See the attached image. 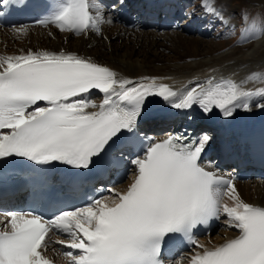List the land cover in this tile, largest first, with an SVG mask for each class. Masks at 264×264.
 <instances>
[{
    "label": "snow or ice",
    "instance_id": "obj_1",
    "mask_svg": "<svg viewBox=\"0 0 264 264\" xmlns=\"http://www.w3.org/2000/svg\"><path fill=\"white\" fill-rule=\"evenodd\" d=\"M103 21L97 0H58L37 23L81 34L99 33ZM250 30L264 33V24L254 22ZM132 84L74 52L0 54V158L87 169L114 139L134 133L151 95L176 108L199 104L204 113L216 108L226 117L237 108L249 109L251 97L264 96V87L247 90L232 80L209 79L184 92L164 83ZM92 89L103 93L101 103L81 98ZM182 139L170 135L149 143L143 156L131 161L136 171L126 191L111 198L51 218L34 212L0 215V264H54L46 254L53 232L70 237L55 243L78 250L63 253L68 264H163L162 244L173 234L202 249L188 264H264V207L243 201L231 179L200 165L206 134L198 143ZM221 214L239 234L213 247L199 243L193 230Z\"/></svg>",
    "mask_w": 264,
    "mask_h": 264
},
{
    "label": "bare ground",
    "instance_id": "obj_2",
    "mask_svg": "<svg viewBox=\"0 0 264 264\" xmlns=\"http://www.w3.org/2000/svg\"><path fill=\"white\" fill-rule=\"evenodd\" d=\"M156 1L167 3L169 0ZM205 3L210 2L203 0V4ZM213 6V10L221 8L218 0H213L209 8ZM200 8L199 6L198 9ZM222 10L221 12L225 14L224 7ZM167 16L172 17L170 13ZM254 22L259 25L257 21L248 20L247 15L244 25L241 27V34L230 44L229 41L210 43L212 41L210 39L204 41L201 37L195 35L190 37L181 33L184 29L186 33L192 31L193 25L185 26L182 31L171 29L164 34L163 32L154 33L149 29L128 30L115 24L104 26L100 33L91 32L87 35L84 33L66 34L51 28L52 26L44 28L25 26L21 32H16V34L0 29V54H20L29 49L74 52L111 66L118 78L132 81V86L141 82L164 83L174 90L184 92L195 87L197 83L202 84L209 79L220 80L219 78L222 77L235 81L244 89L255 90L264 87V33L257 31L254 34L250 30V26ZM260 24H264V20ZM161 27L168 29L166 26ZM27 29L30 31L28 32ZM32 30L37 32L33 34ZM22 34L26 35L25 38L18 41ZM28 38L30 41L26 40ZM159 39H162L164 43ZM167 42L169 45L166 44ZM253 74L259 78L249 79ZM152 77L156 79L154 81L144 80V78ZM81 98L99 104L104 95L101 92H96L94 96L86 93ZM249 105V109L237 108L231 116L227 117L218 110L213 119L215 131L223 130L224 133L228 132L231 135L237 132L243 136L256 131L264 123V108L259 107V105H264V96L251 97ZM183 109L173 107L164 99L160 100L159 103L148 107L141 114L135 129L145 130L144 121L154 118L162 119L157 122H164V119ZM208 137V143L213 142V136ZM122 138L123 135L114 139L111 144L117 146ZM233 184L243 201L264 204V185L262 183L236 181ZM114 187L121 191L126 187V182H118ZM111 197L113 195L109 196V198ZM224 199L231 203L227 196ZM227 219L228 217H226V221ZM237 232V229L225 224L219 227L218 232H213L208 237H202L203 241L201 242L205 245L218 243ZM64 252L65 250L54 242L49 243L47 253L52 254L60 263L68 264V258L63 255ZM189 254L192 255L193 252Z\"/></svg>",
    "mask_w": 264,
    "mask_h": 264
},
{
    "label": "rangeland",
    "instance_id": "obj_3",
    "mask_svg": "<svg viewBox=\"0 0 264 264\" xmlns=\"http://www.w3.org/2000/svg\"><path fill=\"white\" fill-rule=\"evenodd\" d=\"M223 2H225L224 3V6L225 7H227V8H229V9H225V13H227V12H229V15H230V18H231V20H236V19H238V18H240L241 20H242V17H241V15H242V11L243 10H245V11H247V13H249L250 14V16L254 19V17H255V19H260V17L262 18L263 16H264V0H224ZM221 27V26H220ZM144 30H148V29H144ZM149 30H152V29H149ZM152 31H154V33L156 32V33H159V32H162V31H158V30H156V29H153ZM16 32L17 31H11L10 33H15L16 34ZM33 32V34L34 33H36L37 31L36 30H32L31 31V33ZM238 32V29H233V33H232V35H230L229 37H230V39L231 40H233V39H235L236 37H237V33ZM172 33V32H171ZM181 33H184L185 35H187V36H192V35H194V34H188V33H186V32H181ZM239 33H240V31H239ZM164 34V33H163ZM239 35V34H238ZM22 37L21 38H19V40L18 41H21V40H23L25 37L24 36H26V35H21ZM199 37V36H198ZM227 37H228V35H224V36H222L221 38H222V40L223 41H221V40H219V41H217V40H213V39H210V38H207V37H203L202 39H204V41L206 40L207 41V39H210V40H212L210 43H213V42H216V43H226L227 42ZM27 41H30V38H28V39H26ZM164 40H166V39H164ZM159 41H162V39H159ZM235 41V40H234ZM234 41H232V42H234ZM163 42V41H162ZM232 42H230V43H232ZM164 43V42H163ZM229 43V42H228ZM229 43V44H230ZM166 44H168V42L166 43ZM205 44V43H204ZM203 44V45H204ZM208 44V43H207ZM169 45V44H168ZM169 52V51H168Z\"/></svg>",
    "mask_w": 264,
    "mask_h": 264
}]
</instances>
